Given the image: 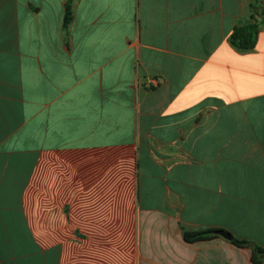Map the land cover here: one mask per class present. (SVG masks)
Segmentation results:
<instances>
[{
	"label": "crops",
	"instance_id": "0c3cea01",
	"mask_svg": "<svg viewBox=\"0 0 264 264\" xmlns=\"http://www.w3.org/2000/svg\"><path fill=\"white\" fill-rule=\"evenodd\" d=\"M185 230L264 248V0H0L1 264H253Z\"/></svg>",
	"mask_w": 264,
	"mask_h": 264
},
{
	"label": "trees",
	"instance_id": "16d2710c",
	"mask_svg": "<svg viewBox=\"0 0 264 264\" xmlns=\"http://www.w3.org/2000/svg\"><path fill=\"white\" fill-rule=\"evenodd\" d=\"M257 9V8H255ZM256 12H259L258 9ZM72 19V14L70 8H67V15L65 18L64 26H68L69 22ZM259 25L253 24L245 27H237L234 29L231 36V43L240 50H252L256 46L258 35H259ZM217 230L211 231H201V232H192L184 231V239L189 243H195L200 241H207L217 237L215 232ZM233 244L238 247H248L252 250V262L253 264H263L264 263V248L250 242L246 239L233 238ZM1 264V262H0Z\"/></svg>",
	"mask_w": 264,
	"mask_h": 264
},
{
	"label": "water",
	"instance_id": "95a60500",
	"mask_svg": "<svg viewBox=\"0 0 264 264\" xmlns=\"http://www.w3.org/2000/svg\"><path fill=\"white\" fill-rule=\"evenodd\" d=\"M215 233H216V235H219V236H221V237H223L229 241H232L234 238L232 233L225 231V230L216 231Z\"/></svg>",
	"mask_w": 264,
	"mask_h": 264
}]
</instances>
